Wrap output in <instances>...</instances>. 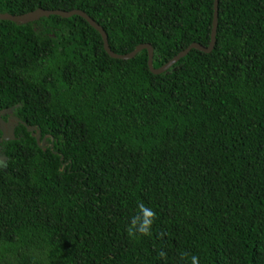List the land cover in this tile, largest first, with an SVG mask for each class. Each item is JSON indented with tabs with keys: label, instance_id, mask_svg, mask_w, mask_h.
Wrapping results in <instances>:
<instances>
[{
	"label": "trees",
	"instance_id": "trees-1",
	"mask_svg": "<svg viewBox=\"0 0 264 264\" xmlns=\"http://www.w3.org/2000/svg\"><path fill=\"white\" fill-rule=\"evenodd\" d=\"M215 0H0L88 14L160 68L211 42ZM84 18L0 21V264H264V0H219L216 45L155 75ZM43 138L46 145L41 146Z\"/></svg>",
	"mask_w": 264,
	"mask_h": 264
},
{
	"label": "water",
	"instance_id": "water-1",
	"mask_svg": "<svg viewBox=\"0 0 264 264\" xmlns=\"http://www.w3.org/2000/svg\"><path fill=\"white\" fill-rule=\"evenodd\" d=\"M214 5H215V12H214L213 29H212L210 45L208 47H204L200 44L194 43L190 45L186 50L182 51L177 56H175L167 64H165L164 66L160 68L154 67V64H153L154 48L150 44H141L137 46V48L134 51H132L131 53L125 54V55H119L113 52L110 48L108 35L105 32V30L95 20H93L88 14L80 10L65 12V11H60V10L47 11L43 9H38L34 12H30V13L23 14V15H11L8 13H0V21H11L19 25H25L31 22H36L43 17L48 18L53 15L60 16L62 18H71L73 16H80L84 18L94 29H96L101 34L103 42H104V49L111 58L118 59V60H131L135 58L140 52L146 50L148 52V57H149L148 58L149 70L151 71V73L155 75H160V74H163L169 71L182 58L186 57L194 49L202 51L204 53H211L214 50L215 45H216V36H217V28H218L219 0H215ZM17 121L23 124L27 128L28 132L32 134H34L35 132H38L37 141L40 142L42 135H41V132L38 131V128L36 126L29 127L26 123L19 121V120ZM10 122L11 121L6 123L0 118V129L3 132V139L6 141H13L16 138L14 128L11 127ZM45 145H46V138H43L41 146L44 147Z\"/></svg>",
	"mask_w": 264,
	"mask_h": 264
},
{
	"label": "flooded vegetation",
	"instance_id": "flooded-vegetation-1",
	"mask_svg": "<svg viewBox=\"0 0 264 264\" xmlns=\"http://www.w3.org/2000/svg\"><path fill=\"white\" fill-rule=\"evenodd\" d=\"M14 110L15 108L0 110V118L6 123L11 121L10 122L11 127L14 128L15 136H16V129L21 125V123L18 122L17 120L19 121L21 120L14 115ZM5 142H9V141L3 139V132L0 129V170H6L8 168L9 158L5 151Z\"/></svg>",
	"mask_w": 264,
	"mask_h": 264
}]
</instances>
